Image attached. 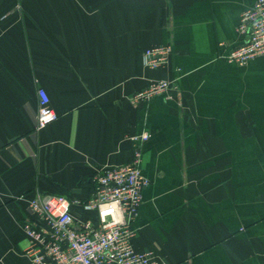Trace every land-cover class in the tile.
Returning a JSON list of instances; mask_svg holds the SVG:
<instances>
[{"label": "crops", "instance_id": "1", "mask_svg": "<svg viewBox=\"0 0 264 264\" xmlns=\"http://www.w3.org/2000/svg\"><path fill=\"white\" fill-rule=\"evenodd\" d=\"M255 1L0 0V264H30V198H89L145 130L135 246L169 264H264V55L226 59ZM161 43L169 63L145 66ZM159 78L171 98L131 102ZM40 87L59 114L42 129Z\"/></svg>", "mask_w": 264, "mask_h": 264}, {"label": "built area", "instance_id": "2", "mask_svg": "<svg viewBox=\"0 0 264 264\" xmlns=\"http://www.w3.org/2000/svg\"><path fill=\"white\" fill-rule=\"evenodd\" d=\"M237 32L243 42L230 49L228 61L244 65L264 55V0H256L243 11ZM171 53L169 43L148 47L143 52L144 64L151 69L163 67ZM173 89V80L153 79L130 99L138 106L158 95L171 98ZM38 96L37 128L42 129L59 114L44 87L38 89ZM150 136L146 130L129 136L137 146L132 160L99 170L89 198L39 192L29 199L30 216L22 227L29 240L25 254L30 264H169L134 244L133 223L143 202V190L150 183L142 171L139 143ZM78 209L83 214H78Z\"/></svg>", "mask_w": 264, "mask_h": 264}, {"label": "water", "instance_id": "3", "mask_svg": "<svg viewBox=\"0 0 264 264\" xmlns=\"http://www.w3.org/2000/svg\"><path fill=\"white\" fill-rule=\"evenodd\" d=\"M242 42H243V41L239 42V43H238V44H236V45H239V44H241ZM236 45H232V46H231V48H233V47H234V46H236ZM231 48H229V49H228V51H227L226 55L229 53V51H230V49H231Z\"/></svg>", "mask_w": 264, "mask_h": 264}, {"label": "rangeland", "instance_id": "4", "mask_svg": "<svg viewBox=\"0 0 264 264\" xmlns=\"http://www.w3.org/2000/svg\"><path fill=\"white\" fill-rule=\"evenodd\" d=\"M151 80H153V79H151ZM151 80H150V81H151ZM150 81H149L148 83H150ZM147 85H148V84H147ZM147 85H146V86H147ZM146 86H145V87H146ZM143 88H144V87H143ZM143 88H141V89H143ZM141 89H139V90H141ZM139 90H137V91H139ZM137 91H135L134 93H136ZM134 93H133V94H134ZM133 94H131V96H132ZM131 96H130V98H131ZM130 100H131V99H130Z\"/></svg>", "mask_w": 264, "mask_h": 264}]
</instances>
